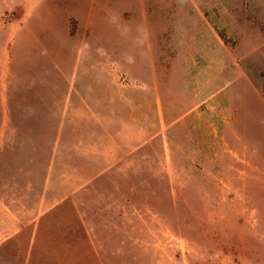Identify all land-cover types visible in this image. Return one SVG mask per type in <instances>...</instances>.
<instances>
[{"label":"rangeland","instance_id":"rangeland-1","mask_svg":"<svg viewBox=\"0 0 264 264\" xmlns=\"http://www.w3.org/2000/svg\"><path fill=\"white\" fill-rule=\"evenodd\" d=\"M0 264H264V0H0Z\"/></svg>","mask_w":264,"mask_h":264}]
</instances>
